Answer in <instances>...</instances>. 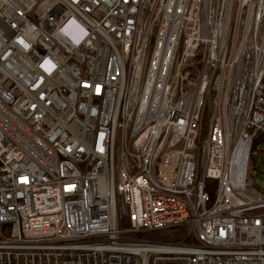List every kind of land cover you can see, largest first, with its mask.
Listing matches in <instances>:
<instances>
[{
    "label": "built area",
    "instance_id": "built-area-1",
    "mask_svg": "<svg viewBox=\"0 0 264 264\" xmlns=\"http://www.w3.org/2000/svg\"><path fill=\"white\" fill-rule=\"evenodd\" d=\"M257 137L264 0H0V264H264Z\"/></svg>",
    "mask_w": 264,
    "mask_h": 264
},
{
    "label": "trees",
    "instance_id": "trees-1",
    "mask_svg": "<svg viewBox=\"0 0 264 264\" xmlns=\"http://www.w3.org/2000/svg\"><path fill=\"white\" fill-rule=\"evenodd\" d=\"M256 140L264 141L261 137H257ZM205 186V190L208 192L210 200H212L214 197L213 181L205 180ZM134 236L149 241H190L189 236H187V226L185 224H180L171 228H166L158 231L136 233L134 234Z\"/></svg>",
    "mask_w": 264,
    "mask_h": 264
},
{
    "label": "rangeland",
    "instance_id": "rangeland-1",
    "mask_svg": "<svg viewBox=\"0 0 264 264\" xmlns=\"http://www.w3.org/2000/svg\"><path fill=\"white\" fill-rule=\"evenodd\" d=\"M247 177L257 191L264 193V141L253 140L251 143Z\"/></svg>",
    "mask_w": 264,
    "mask_h": 264
}]
</instances>
